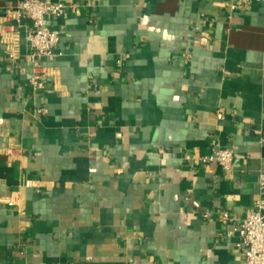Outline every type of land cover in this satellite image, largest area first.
Segmentation results:
<instances>
[{"label":"crops","instance_id":"0c3cea01","mask_svg":"<svg viewBox=\"0 0 264 264\" xmlns=\"http://www.w3.org/2000/svg\"><path fill=\"white\" fill-rule=\"evenodd\" d=\"M65 1L61 54L32 61L0 0V264H241L234 228L264 202V1ZM226 146L231 170L199 160Z\"/></svg>","mask_w":264,"mask_h":264},{"label":"built area","instance_id":"2783aa9c","mask_svg":"<svg viewBox=\"0 0 264 264\" xmlns=\"http://www.w3.org/2000/svg\"><path fill=\"white\" fill-rule=\"evenodd\" d=\"M239 3L240 0H232L230 8H236ZM69 6L71 4L65 0L57 2L17 0V10L20 16L31 22V26L25 32V39L30 47L28 56L32 61H36L42 56L53 58L61 54L57 50L60 35L48 24V17H61ZM8 54L13 55L10 49ZM46 77L45 67L37 66L29 77L30 85L36 90L43 89L46 86ZM45 110V108H39L37 111L44 112ZM234 154L233 146L214 148L209 153L199 156V160L202 163L215 161L222 169L229 171L232 168ZM30 182V180H26L25 185L29 186ZM258 183L259 188L264 190V173L259 175ZM222 215L226 217L227 212H222ZM234 230L237 231L239 237L236 245L242 253L241 264H264V202L261 199H256L253 202V208L246 210L243 219Z\"/></svg>","mask_w":264,"mask_h":264}]
</instances>
